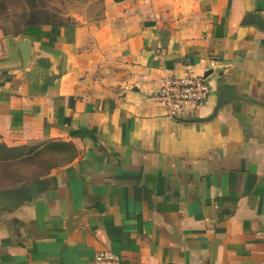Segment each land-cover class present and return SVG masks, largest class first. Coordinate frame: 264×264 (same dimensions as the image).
Segmentation results:
<instances>
[{
  "label": "crops",
  "instance_id": "0c3cea01",
  "mask_svg": "<svg viewBox=\"0 0 264 264\" xmlns=\"http://www.w3.org/2000/svg\"><path fill=\"white\" fill-rule=\"evenodd\" d=\"M38 37L0 27V143L72 142L32 201L0 209V264H264V0H85ZM30 57L23 61L25 44ZM208 76L183 118L148 95ZM28 183V182H23ZM22 183V184H23Z\"/></svg>",
  "mask_w": 264,
  "mask_h": 264
},
{
  "label": "trees",
  "instance_id": "16d2710c",
  "mask_svg": "<svg viewBox=\"0 0 264 264\" xmlns=\"http://www.w3.org/2000/svg\"><path fill=\"white\" fill-rule=\"evenodd\" d=\"M26 10V15L24 16V19L20 24L21 27H19L16 31L12 33H24L33 37H38L43 26H61L66 22L64 21V19L58 17L57 15H50L44 13V11H42V9L34 3H31L29 9ZM68 21L69 18L67 19V22ZM46 153H50L52 155L47 157ZM76 154L77 150L72 142L53 140L48 141L42 147L29 146L24 148L9 147L4 143H0V165H6L7 167L11 165H16L17 168L21 170L20 174H14V176H19L18 179H16V177H13L15 180L13 181L14 184L17 180L22 183L38 181L42 176L47 174V172H49L52 167L73 160L76 157ZM52 157H56V162H52ZM58 157H60L59 161H57ZM45 163H47V168L41 170V172L38 171L35 176L30 178L22 177L25 174L22 171L23 167L33 166L37 164V167L40 168L44 166ZM11 186L12 184H3V181L0 180V188H8Z\"/></svg>",
  "mask_w": 264,
  "mask_h": 264
},
{
  "label": "built area",
  "instance_id": "2783aa9c",
  "mask_svg": "<svg viewBox=\"0 0 264 264\" xmlns=\"http://www.w3.org/2000/svg\"><path fill=\"white\" fill-rule=\"evenodd\" d=\"M212 62L210 67H214ZM211 93L208 77L184 69L181 74L169 73L153 82L148 98L164 107L171 117L183 116L192 107L203 104ZM95 264H122L118 254L102 250L95 254Z\"/></svg>",
  "mask_w": 264,
  "mask_h": 264
},
{
  "label": "rangeland",
  "instance_id": "374dc122",
  "mask_svg": "<svg viewBox=\"0 0 264 264\" xmlns=\"http://www.w3.org/2000/svg\"><path fill=\"white\" fill-rule=\"evenodd\" d=\"M85 0H0V27L7 30L8 32H14L19 27H21V22L26 15V9H29L30 4L34 3L39 8L44 11L46 14L57 15L67 21L70 15H76L80 12L85 11L86 4ZM52 154L46 153V156L49 157ZM52 162H56L55 158L52 157ZM47 159V158H46ZM58 157L57 161H59ZM47 168V163L42 167H37V164L33 166H26L22 168V171L25 178H30L36 175L38 171ZM21 170L17 168L16 165L4 166L0 165V180L3 181V184L11 185L13 187L19 186L22 184L19 180L14 184V178H19V176H14V174H20ZM14 177V178H13ZM11 186V187H12Z\"/></svg>",
  "mask_w": 264,
  "mask_h": 264
},
{
  "label": "water",
  "instance_id": "95a60500",
  "mask_svg": "<svg viewBox=\"0 0 264 264\" xmlns=\"http://www.w3.org/2000/svg\"><path fill=\"white\" fill-rule=\"evenodd\" d=\"M255 23L260 27H264V19L261 15H247L243 24ZM19 41L25 44L23 52V61L27 62L30 57V43L31 41L25 39L22 35L19 37ZM216 65L205 71L204 77H208L214 72ZM219 100L216 103L215 111L213 115L204 118H183L177 116L179 120L188 122H200L210 119L214 116L217 110L224 104L228 103L233 98H245L242 95H236L233 93V89L228 86H221ZM51 186V180L48 178L39 179L38 181L23 183L16 187L0 188V209H7L9 211L19 207L22 204L32 201L38 195L44 193ZM211 264L215 263L216 249H212Z\"/></svg>",
  "mask_w": 264,
  "mask_h": 264
}]
</instances>
